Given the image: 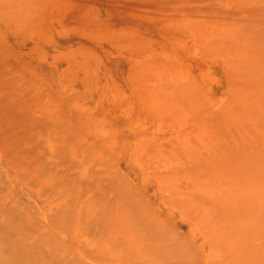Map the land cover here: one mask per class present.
<instances>
[{
  "label": "rangeland",
  "instance_id": "rangeland-1",
  "mask_svg": "<svg viewBox=\"0 0 264 264\" xmlns=\"http://www.w3.org/2000/svg\"><path fill=\"white\" fill-rule=\"evenodd\" d=\"M0 264H264V0H0Z\"/></svg>",
  "mask_w": 264,
  "mask_h": 264
}]
</instances>
